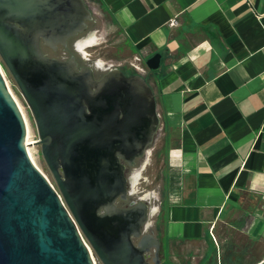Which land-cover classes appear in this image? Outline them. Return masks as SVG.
Instances as JSON below:
<instances>
[{"label":"water","instance_id":"obj_1","mask_svg":"<svg viewBox=\"0 0 264 264\" xmlns=\"http://www.w3.org/2000/svg\"><path fill=\"white\" fill-rule=\"evenodd\" d=\"M91 19L84 0H0V59L56 185L27 153L25 121L0 68V264H164L160 240L142 232L146 206L115 205L126 195L119 159L142 156L159 131L151 85L119 68L95 79L73 56L61 61L41 48L64 45ZM160 59L156 52L145 65L156 70Z\"/></svg>","mask_w":264,"mask_h":264},{"label":"crops","instance_id":"obj_2","mask_svg":"<svg viewBox=\"0 0 264 264\" xmlns=\"http://www.w3.org/2000/svg\"><path fill=\"white\" fill-rule=\"evenodd\" d=\"M84 1L104 59L161 54L149 80L167 146L162 263L220 264L226 230L264 241V0Z\"/></svg>","mask_w":264,"mask_h":264},{"label":"rangeland","instance_id":"obj_3","mask_svg":"<svg viewBox=\"0 0 264 264\" xmlns=\"http://www.w3.org/2000/svg\"><path fill=\"white\" fill-rule=\"evenodd\" d=\"M83 33L81 35H79L78 37H76L73 42L76 39H79L81 36L87 34ZM103 44H99L98 46H95L93 48H89L88 51L91 54V60L94 61L96 58L98 57H104L101 56V52L99 49V47H101ZM71 53L77 58V60L79 61V64L81 65H86L87 63L90 64V62H86L84 61L81 56L79 54H77L73 47L71 49ZM106 60V59H105ZM113 62H115L118 65V68H123L124 73L125 74H133V73H139L142 75H145L147 78H151V74H150V70L147 68V66L145 65V61L142 59L140 64L138 63V67H140L142 69L138 70L137 68H135V66H132L130 64H124L121 63L120 61L116 60L115 58L112 60ZM0 68L3 72V75L5 77L7 86L9 87L12 95L14 96L15 100L18 102V104L20 105L23 114L27 120L28 123V129H27V133H28V137L29 140L33 141V143L30 145V153H31V160L33 161V163L35 164V166H37L42 172L43 174L49 179V181L51 182V184L56 188V185L54 183V180L48 170V168L46 167V164L43 161V158L40 154V147L39 145L35 144L34 142L38 139L37 136V132H36V127L33 121V118L31 116L30 110L28 109L26 103L24 102L22 96L20 95L15 83L13 82V80L11 79L8 71H5L3 65H2V61L0 59ZM99 73H104L103 71H98ZM163 140L160 139L159 141L156 142V144L153 146L152 149H148L147 150V156L144 157V159L140 162V164H138V167H140L141 165L145 164V161H147L146 164V169L144 171V175L146 177L149 178V180L151 181V183L148 184H143L142 187L146 188V189H152V188H157L160 194V199H159V206H160V211L157 214V216L160 214V212H162V210H164V206L162 205V197H163V190H164V186H165V179H166V172L168 171V164H167V156H166V148L167 146L164 144L163 145ZM130 172V171H129ZM128 172V175H129ZM155 217L153 220L154 225L151 226V229H153L155 231V233H158L159 236H162V226H160L159 228H157L158 225H161V221L159 222V216ZM142 232H148V229L145 230L144 227L142 228ZM227 234L226 238H231V237H235L237 238L238 235H236L235 233ZM161 254L164 256L163 260L164 261H168V253L165 252L167 251L164 247V243L163 241H161ZM183 254H172L173 259H174V263L171 264H197L199 258H194V256L192 257H182ZM184 256V255H183ZM199 256V254H198ZM181 258V259H180ZM170 260V259H169Z\"/></svg>","mask_w":264,"mask_h":264},{"label":"clouds","instance_id":"obj_4","mask_svg":"<svg viewBox=\"0 0 264 264\" xmlns=\"http://www.w3.org/2000/svg\"><path fill=\"white\" fill-rule=\"evenodd\" d=\"M106 39V33L100 29H94L87 34L81 36L73 42L74 51L81 56V58L90 62V66L97 70L107 73H115L118 71V65L113 61L105 60L102 57L91 60V54L88 49L98 46ZM119 155V153H117ZM147 156V153H145ZM147 161L140 167H136L133 162L130 163L131 170L126 178V196L132 197L131 207L137 208L140 205L146 206L145 219L141 225L145 230L150 228L153 224L154 218L159 213V199L160 194L157 188L146 189L142 187L143 184L151 183L148 177L144 175ZM103 208L109 207L108 205L102 206ZM99 214V212H98Z\"/></svg>","mask_w":264,"mask_h":264},{"label":"flooded vegetation","instance_id":"obj_5","mask_svg":"<svg viewBox=\"0 0 264 264\" xmlns=\"http://www.w3.org/2000/svg\"><path fill=\"white\" fill-rule=\"evenodd\" d=\"M92 21H93V18L87 22V27H86L82 32L78 33V34L75 35V36L69 37V38L66 40V43H65L64 45L58 44V45H56L55 48H51V47L45 45V44L41 41V48H42L43 53H44L46 56L50 57V58H55V59H58V60H61V61L68 60L69 58H71V57L73 56V57L75 58V60H76V64H77V67H76V68H77V69L80 68L81 66H87V67H90V68L92 69V72H93V77H94L95 79H99V78H101L102 75H103L104 73H106V72H104V73H99L97 70L93 69V68L90 66V64H88V63H87L86 65H81V64H79V61L77 60V58L71 53V49H72V47H73V40H74L76 37H78L79 35L88 32V31L90 30V26H91ZM119 69H121V70L124 72L123 68H119ZM126 75H129V74H126ZM141 75H142V74H141ZM142 76H143V77L145 78V80L151 85L149 78H147L145 75H142ZM151 87H152V85H151ZM152 89H153V87H152ZM153 91H154V89H153ZM154 94H155V93H154ZM155 98H156V96H155ZM156 105H157V100H156ZM157 113H158L159 118H160L159 131H158V133L155 135V137H153L152 142L146 147V149H145V153H147V150H148V149H152L153 146L156 144L157 141H159L160 139L163 140V138H162L163 135H162V137L160 136V135H161V131H162V129H163V128H162V117H161L160 113L158 112V110H157ZM162 142H163V145H164V140H163ZM145 153H144L142 156H138V157H135V158H134L133 163L135 164L136 167H138V164H140V162L144 159V157H145ZM119 162L123 165V175H124V177H125V179H126V178L128 177V172L131 170V165H130L127 161H125V160H123V159H119ZM132 199H133L132 197H128V196H126V195H125L124 198L121 197V196H118V197L115 199V205H116L117 207H119V208H126V207H129V205H131V200H132ZM159 205H160V204H159ZM101 211H102V209H101ZM159 211H160V206H159ZM152 225H154V223H153ZM143 233H153V234H154V235L160 240V238L156 235L155 231H154L153 229H151V227L148 228V232H143ZM136 240H137V239H135L134 241H136ZM146 254H147V258H146V260L148 261V263H152V258L154 257V249L151 248ZM158 254H159V258H160V260H161V262H162V259H163V258H162V254H161V247H160V249H159V253H158Z\"/></svg>","mask_w":264,"mask_h":264},{"label":"trees","instance_id":"obj_6","mask_svg":"<svg viewBox=\"0 0 264 264\" xmlns=\"http://www.w3.org/2000/svg\"><path fill=\"white\" fill-rule=\"evenodd\" d=\"M4 69L7 71L5 67ZM228 232L238 236L226 238L221 243L220 264H255L264 257V241L250 239L234 231H225Z\"/></svg>","mask_w":264,"mask_h":264},{"label":"bare ground","instance_id":"obj_7","mask_svg":"<svg viewBox=\"0 0 264 264\" xmlns=\"http://www.w3.org/2000/svg\"><path fill=\"white\" fill-rule=\"evenodd\" d=\"M14 97V96H13ZM15 99V98H14ZM16 101V100H15ZM16 103H17V105H18V107H19V109H20V111H21V113H22V115H23V118H24V121H25V125H26V150H27V153H28V155H29V157L31 158V153H30V145L33 143V141H31V140H29V137H28V133H27V129H28V123H27V120H26V118H25V116H24V114H23V111H22V109H21V107H20V105L18 104V102L16 101Z\"/></svg>","mask_w":264,"mask_h":264},{"label":"built area","instance_id":"obj_8","mask_svg":"<svg viewBox=\"0 0 264 264\" xmlns=\"http://www.w3.org/2000/svg\"><path fill=\"white\" fill-rule=\"evenodd\" d=\"M168 24L169 25H171V26H173V25H175L176 24V21H175V19L173 18V19H171L169 22H168ZM137 60L139 61V59L137 58ZM133 66H135V68H137L138 70H141L142 71V69L140 68V67H138L137 65H133ZM2 71V70H1ZM3 73V72H2ZM4 76V75H3ZM5 78V77H4ZM6 81V80H5ZM8 87V86H7ZM9 88V87H8ZM9 91H10V89H9ZM11 92V91H10ZM11 95H12V93H11ZM13 96V95H12ZM14 98V97H13ZM15 100V99H14ZM26 139V138H25ZM38 168V167H37ZM39 169V168H38ZM40 170V169H39ZM41 171V170H40ZM42 172V171H41ZM43 173V172H42ZM46 177V176H45ZM47 178V177H46ZM47 180L49 181V179L47 178ZM49 183H50V185L52 186V187H54L52 184H51V182L49 181ZM55 188V187H54ZM84 242H85V244L87 245V247H88V249H89V251L91 252V249H90V247L88 246V244L86 243V241L84 240Z\"/></svg>","mask_w":264,"mask_h":264}]
</instances>
